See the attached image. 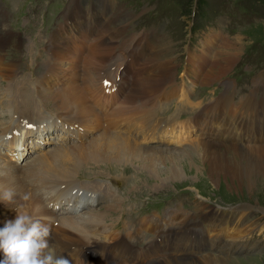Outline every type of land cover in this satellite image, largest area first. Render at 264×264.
Here are the masks:
<instances>
[{"label":"rangeland","instance_id":"1","mask_svg":"<svg viewBox=\"0 0 264 264\" xmlns=\"http://www.w3.org/2000/svg\"><path fill=\"white\" fill-rule=\"evenodd\" d=\"M105 3L107 4L105 14L108 19L101 28L103 26L107 29L104 32L106 40L113 38L110 40L117 47L130 48L126 54L132 62L128 60L126 83L138 80L143 74L150 76L154 73L152 78L163 74L162 79L165 80H161L157 87L158 91L161 88V94L155 101L156 110L162 116L161 121L170 123L171 127L177 124L178 126L163 131L160 142H156L157 147L145 146L138 143L141 135L135 136L137 134L135 130H138V125L141 124L140 120L132 114L126 117L120 112L115 113L114 126L118 130L116 135L129 134L130 137L127 138L134 141L133 143L140 149L154 151H148L149 154L139 151L128 153L134 156L132 159L134 164L85 162L86 159L81 161V165L75 171L76 176H73L74 179L79 182L89 180L90 177L109 180L119 204L118 208L106 212L98 233H89L87 236L106 244L117 237H123L131 245L129 252L133 253L141 248H147L154 240H158L153 232L155 225L153 219L158 218L160 220L158 224L163 230L168 227L172 229L166 243L167 250L172 255L146 261L145 264L157 263L167 258L196 260L206 253L215 255L218 253L216 256H223L229 264H264V178L258 177L255 181L257 186L249 191L245 181L239 185L232 180L230 184L225 174H220L219 171L216 174L210 173L200 160H195L193 166L181 160L178 163L177 173L180 172L178 175L173 174L170 164L162 161L160 165L158 164V170L164 181L158 180L159 178H155L154 175L151 176L149 169L138 165L141 163L138 157L154 156L157 160L161 158V154L171 152H176L175 156H178L179 151L196 148L197 142L201 140L221 144L224 145L221 147L226 148L228 146L225 145L239 144L238 140L234 141L232 138L235 135L241 138L247 135L250 138L251 135L256 140L255 136L262 134L263 139L256 140L257 142L253 144H264V0H105ZM0 4V36L6 39L4 42L6 46L0 52V71L7 70L5 75H8L5 79L0 75V96L4 95L2 98L8 106L7 109L14 110L17 106L15 100L20 96L12 98V93L19 89L10 80L14 73L12 67H17L16 71H23L28 66V71H33L32 75L38 76L44 71L41 63L44 64L49 57L45 45L49 43L51 35L64 24L71 23L73 27L70 16L66 14L71 13L73 8L77 9L74 5H79V10L85 15L88 14L89 20L95 22L98 20V23L103 20L101 10H106V6L104 0H0ZM80 11L75 14L82 13ZM84 23V18L78 22L81 25ZM142 33H146L151 41L145 43L141 39ZM81 35L83 39L87 37V34ZM118 36L128 39L117 41ZM102 37L103 35L99 36V41ZM83 42L85 43V40ZM84 43H77L80 44L78 50L70 49L59 59L54 54L55 59L62 65L60 74L67 73L70 83H60L59 88L62 91H59L56 85H50L49 88L43 87L45 92H39L43 98V93L48 95L46 98L53 100L56 108L65 106L60 102L66 96L72 100L74 98V105L80 99L85 105H89L85 98H76L84 97V93L73 84L76 81L75 65L79 67L84 61L85 66L89 63L88 50H84L83 47L87 43ZM34 54L37 57H32ZM43 58L45 59L42 60ZM63 66L66 68L63 69ZM134 66H137V72L131 68ZM153 66H157V69L160 68L163 72H156ZM78 69L81 71L80 67ZM96 74L100 75L97 80L94 78ZM82 75L98 81L102 79L104 69L103 72L100 70ZM62 79H59V82ZM50 89L55 93L47 92ZM182 90L186 93L180 99ZM57 93L60 102L56 100ZM32 94L30 90L23 91L19 98V110L22 113L31 108L22 103L24 102L21 100L22 97L28 95L31 103L37 102ZM224 95L228 96L230 110L220 107L219 103L213 106L219 111H212L206 107L203 109L202 117L205 122H213V125L208 127V124L201 123L198 126V103L201 101L203 108L204 102L210 103L214 98H221ZM37 97L42 99L40 95ZM151 98L141 105L148 104ZM250 99L256 102L257 110L262 113L260 121H254L249 115L244 116L238 112L240 109L236 111ZM50 100L46 104H49ZM68 102L70 103V100ZM43 105L42 100L40 109L47 110ZM37 108L30 110L25 116L29 119L35 118L40 111ZM91 108L90 122L87 123L92 127L99 119L94 108ZM139 110L140 108H137L134 112ZM7 112L5 104L0 103V123L6 122L7 117L4 115ZM221 113L224 115L221 116ZM217 116L219 118L216 120ZM185 120L189 121L188 127L186 124L180 125ZM130 122H135L136 126L126 127V123ZM84 128L86 129L85 126ZM147 130L146 124H141L142 137H145ZM105 133L114 136L103 130L95 134L97 137L93 135L88 141L83 143L70 141L66 146L92 144ZM65 152L63 150L62 153ZM224 155L227 159L247 164L243 156L232 152H226ZM29 159L28 157L27 160ZM35 165L39 170L28 171V175L41 176L47 172L49 175L53 174L47 167ZM40 170L42 171L39 172ZM116 176L120 178L119 181ZM14 191L15 199L13 198L12 203L7 205L13 207L18 203L19 206V202L22 201L21 208L19 207L22 211L27 206V194L31 195L32 191L29 188H17ZM108 202L112 201L101 200L96 205H87L83 210L88 212L82 216H89L91 210H99ZM3 203L0 201V205ZM217 206L237 207L235 210H240L235 212L233 220L230 218L229 226L223 229L219 239L213 235L218 223L209 231L210 224L206 221L216 217ZM241 207H246L247 210ZM166 214L170 215L171 224L166 223L168 221ZM176 216H180L178 220H183V223L177 225ZM185 239H189L191 251L179 255L173 250V245ZM90 241L91 239H86L84 242ZM101 251L98 245L92 247L94 255ZM116 261L110 260L112 263H117Z\"/></svg>","mask_w":264,"mask_h":264},{"label":"bare ground","instance_id":"2","mask_svg":"<svg viewBox=\"0 0 264 264\" xmlns=\"http://www.w3.org/2000/svg\"><path fill=\"white\" fill-rule=\"evenodd\" d=\"M104 5L106 6V10L104 11H102L101 7L99 6L101 10V14L103 15V20H101L99 23L98 20H96L97 22L90 21L87 17L88 14L86 15L83 14L82 10L80 11L78 8L79 5H74L77 6V9L74 8L72 9L69 18L71 19L70 21L72 22L73 27H71V23L69 25L64 24L62 27L59 28V30L54 35H51V37L49 38L48 53H49V60L50 61L52 60V63L50 62L47 63V61L44 64L41 63V65H43V70L52 72L48 79L40 74L36 76V78H34L32 75L33 71H28V66L26 67V70L23 71H16L17 67H12L14 73L13 76L11 75L12 79L10 80L11 82L13 81L14 84H16L17 87L19 88L12 93V98L14 99L17 96L21 97L23 91L30 90L31 92H33L32 97H34L37 102L31 103L30 97L28 95L22 97L21 100L24 101L22 103L25 104L27 107H31L29 108V110L25 111V113H22L19 110L20 97H18V100H15L17 106L13 110V115H11L10 122L3 126L0 125V145L8 140L18 137L16 132H24V136L34 133V131L26 128V126L29 125L30 123L33 124V126L29 128H36L35 134L39 138L42 136L44 128L41 126L38 120L39 115L33 119H29L25 115L28 114L30 110H33L37 107H38L37 110L39 111L42 103V99H38L36 92L39 91L45 92L46 90L43 87H48L50 85L58 84L57 80L60 79V76L64 77L63 84L70 83L69 78L66 76L67 73H65V75L60 74V68H62V65L61 62L55 59V55H57L56 57L59 59L64 56L62 54H65L66 51H69L70 49L78 50V46L84 43L83 40H85V43H87V44L84 43L85 46L83 45V47L84 50H88L87 57L89 63L86 66H85L86 64L85 61L83 62V64H81L82 66L81 74L95 73L96 71H100V70H102L103 72V69L106 66H108V63L111 61L119 64V67L117 68L118 69L117 74L115 75L118 76L117 80H113V78L107 76V74H110V72H105V71L102 79L98 80L99 85L97 86V88L99 87L103 91H106L104 95L101 94L100 96V97L105 96L107 98L106 105H108L107 103H109V101L116 102L117 92L124 95L122 96V102H125L126 99L130 101L141 99L143 100L141 104L146 103L151 98V96L159 92L157 90L158 89L157 87L161 82V80L162 81L165 80L164 78L162 79L163 74L154 78H152L154 73H152L150 76L143 74V77H138V80L136 81L133 80L131 82H128L126 86L123 85L118 86L120 85L118 81L125 82L126 80V73H127L126 70L129 63L128 60L132 62L128 58V55L126 54L127 52L130 51V48L117 47L116 44H113L110 40L113 38H108V40H106L107 38L104 36L105 34L104 32L107 29L103 27L106 20L108 19V16L105 14L107 11V4L105 3V0H104ZM77 11H80L82 13L75 14V12ZM74 14L75 16L73 18ZM81 18H84L85 20V23L83 25L78 24ZM102 24L103 26L101 28ZM81 34H87V37L83 39ZM101 35H103V37L102 40L99 41V36ZM142 37L143 38L141 39L144 40L145 43L151 41V39L147 36V34H142ZM38 39H40V37H38ZM5 41L0 36V52L6 46L4 44ZM71 44L73 45L72 47ZM115 50H117L116 53ZM32 57H37V55L34 54L32 55ZM44 59L45 58H43L42 60ZM0 61H1V57H0ZM122 64L123 66L120 68ZM4 65H8V64L4 63ZM64 68L66 67L63 66V69ZM153 68L156 72H161V73L163 72L162 69L160 68L157 69V66H153ZM6 71L7 70L0 71V75L4 76V79L6 78L5 76H8L5 75ZM74 76H76L77 78V71H75ZM94 78L95 80H97L98 78H100V75L96 74ZM104 79L110 81L109 82L110 85L108 87L107 85L105 87L103 86L102 81ZM47 92L55 93L52 89H50V91ZM185 93L186 92H184L183 90L180 91V99L184 97L183 95H185ZM89 95L92 99H95V97L91 93H89ZM3 96L4 95H2V97ZM2 97L0 96V100H1L0 103L5 104L6 110H8L7 109L8 106L6 105ZM214 99H223L222 107L223 108L226 107L225 109H227L228 111L230 110L229 103L227 100L228 99L227 95H224L221 98H214ZM73 100L72 102L69 103V105H65L63 107L59 105L60 107L57 109L69 113V118L75 121L81 120L85 122H90V112L92 111L91 107H93L97 115H99L98 110L96 109L92 101L86 99L87 102L89 103V105L87 106L85 105L83 100L81 101V99L80 101L77 100L78 103L74 105ZM200 104L201 101L198 103V107L201 106ZM54 105L56 106V103ZM60 108H66V109L61 110ZM239 109H238L239 111L238 110L237 111L241 112V114H243L244 116L247 117L249 115V117L253 118L254 121L261 120L262 113L257 110V104L253 99H250L248 100V102L243 103V107L242 108L240 107ZM110 111L111 108L109 109V112ZM202 114H203V109L201 110V115ZM201 115H198L200 117L199 118L200 122L197 123L198 126H200L201 123H205L206 125L208 124V127L209 125H213V122L211 123L209 121L205 122V119ZM223 115L224 114H222L221 116ZM218 118L219 116L216 117V120ZM188 122H189L188 120H185L183 123H180V125L183 126L182 124H186V126L188 127L189 124ZM257 123L258 121L255 122L256 126ZM142 124H146V127L148 129L144 138L149 142H151L160 132L165 130H171L173 127L175 128L178 126L177 124L176 126L171 127L170 123H167V126L164 129H162L160 125L162 126L163 124L161 123L160 125H158L157 122L153 120L152 113L145 114V116L143 117ZM67 128H68L67 131L72 132L74 126L71 127L70 125H68ZM199 129L201 130L202 128L200 127ZM109 133L114 134V136L105 133L104 136H102L101 138H97V139L95 138L96 140L93 141L92 144L77 145L75 147H70V146L69 147L63 146L62 148L56 147V149L51 150L45 154H42L41 156L34 155L31 161L28 162V164L30 165L34 164L32 165L33 167L35 166V164L43 165V167H47V169H49L50 172H53L52 175H49L48 172L45 174L43 173L41 176L37 175L38 181L42 183L58 184L65 182L66 183L65 185L60 186L61 188H65V190L63 191V196L69 195L70 199L73 202L74 200H77L79 203L82 200L92 199L93 198L92 191H90L89 189H84L80 184L75 182L73 177L74 175L76 176L75 171L81 165L82 160L86 159L85 162L93 161V162H108V163L113 162L116 164L117 163L132 164L133 163L132 159L134 158V156L129 155L128 153L135 151H139V152L154 151L152 149H140L138 146H136L133 143L134 141L133 142L130 141L129 138H127V136L116 135L115 130H112ZM92 136L93 135L89 136L83 142L92 139L91 138ZM232 138L234 139V141L238 140L239 142L237 143L239 144L236 143L230 144L234 146L225 145L228 146L225 148V147H221L224 145L210 143L209 141L201 140L197 142L196 148L187 149V151L186 149H184L183 151H179L177 153V155L179 154L178 156H175L176 152H171L170 154L167 153L161 154L162 155L161 158L157 160L154 159V156L152 157L148 156V158L146 157L141 158L142 156L138 157V159L141 161V163H139L138 165L146 167V170L149 169V171L151 172V176L154 175L155 178L157 177L159 178L158 180L161 179L160 181H164L161 177L160 170H158V164L160 165L162 161L170 164L173 174L178 175L180 173V172L177 173L179 167L178 163L181 162V160H185L186 163H188L190 166L194 165L195 160L198 161L200 160L205 165V168L207 166V169L208 171H210V173L216 174L219 171L220 174L221 173L225 174V177L228 178L229 183L230 182L232 183V180H234L237 184L240 185L242 181H245L246 188L249 191L253 190L256 185L255 182L256 179L258 177L264 178V144L263 143L258 145L253 144L257 142L256 140L260 141L263 139L262 134H259L258 137L255 136L256 140H254L253 136L251 135L250 138L248 137V135L247 137L245 136L242 138L240 136L235 135ZM20 139H23V137H20ZM114 139H118V140H114ZM215 140L216 139H211V141H215ZM142 145L152 146L150 144H142ZM192 149L194 151H192ZM63 150H65L66 152L62 153ZM189 150H191V153H189ZM226 152H232L236 155L243 156L246 159L247 164H240V162H235L232 159H227V156L224 155ZM41 171L42 170H40L39 172ZM5 175H7L6 178ZM55 176L56 178H54ZM170 176L172 177V175ZM4 188H11L14 191L15 189L21 187L19 185L18 180L14 177H11V175L7 172L3 164H1L0 162V192H2ZM75 188H79L82 190L84 189L85 191H83L81 195L75 196V194H77L76 193L77 190ZM88 192L91 193L89 196H87ZM48 193L50 196L51 194L54 193V191ZM74 197L76 198L74 199ZM106 198L111 199L113 201L108 202L107 205H104L103 207H100L101 209L99 210L96 209L91 210L92 212L89 213V216L83 217L82 215L88 212V211H84L81 215L77 217H73V216L63 217L61 219V222L67 227L50 228L48 224L42 223L48 226L50 229L51 236L49 243L52 248L56 249L57 255L63 256L65 259H67L69 264H145L146 261L159 260L162 256L170 257L172 255V253L169 250H167V245H166V243L168 242L167 236L172 231V229L168 227L166 230H163L160 227V224L157 223L154 225L153 232L157 235L159 241L154 240L152 243H150L147 246V248H141L133 253L129 252L131 245L123 237H117L109 244L99 243L98 241L88 237L87 234L89 233H94V234L98 233L101 227V223H103V220L105 218V214L109 209L113 210L119 207L117 201L118 198H116L115 193L108 194V197L106 195ZM109 203H113V204L110 205ZM236 208L237 207L232 208V210L228 209L225 212L221 211L220 209H217L216 210L217 215L214 218L217 219V221L211 219L210 217H209L210 219L206 220L210 224L208 229L209 231H212L211 229L214 228L213 226H216L218 223L216 232H213V235L215 236L216 239H219V237H221L222 234L221 232L223 231V229L229 226L228 221H230V218H232V220L234 219L235 212H240V210H235ZM244 208L246 207H241V209ZM29 210L30 213L33 211L35 214L41 216L48 215L51 213L44 208L43 204H41L35 196L27 194V206H25L24 210L22 211L19 210V211L27 212ZM15 216L16 213L4 214L0 212V227H3L4 222L6 220L14 219ZM165 217H168V221H166V223L171 224L172 219L170 215L166 214ZM179 218L180 216L175 217V223L177 225L183 223L182 222L183 220L181 221L178 220ZM86 239H91V241L89 243H85L84 241ZM188 242L189 239L176 242L173 245V250L176 251L179 255H182L184 252L188 250L191 251ZM95 245H98L102 249L101 252L95 253L96 255H94V253L92 252V247H95ZM216 255H218V253H216ZM216 255L214 253H206L205 256L200 257V259H196V260L167 258L160 262L152 263V264H229L228 263L229 261L224 260L223 256H216ZM2 258H3V254L1 256V259ZM112 259H115L118 262L117 261H116L117 263L110 262V260Z\"/></svg>","mask_w":264,"mask_h":264},{"label":"clouds","instance_id":"3","mask_svg":"<svg viewBox=\"0 0 264 264\" xmlns=\"http://www.w3.org/2000/svg\"><path fill=\"white\" fill-rule=\"evenodd\" d=\"M15 193L11 188L0 192V201L11 204ZM50 229L32 215L16 210L14 219L0 227V264H69L50 246Z\"/></svg>","mask_w":264,"mask_h":264},{"label":"snow or ice","instance_id":"4","mask_svg":"<svg viewBox=\"0 0 264 264\" xmlns=\"http://www.w3.org/2000/svg\"><path fill=\"white\" fill-rule=\"evenodd\" d=\"M106 83V85L108 84V82H105Z\"/></svg>","mask_w":264,"mask_h":264}]
</instances>
